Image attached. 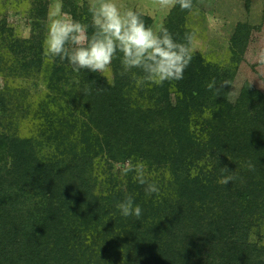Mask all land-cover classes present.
<instances>
[{
  "label": "trees",
  "instance_id": "16d2710c",
  "mask_svg": "<svg viewBox=\"0 0 264 264\" xmlns=\"http://www.w3.org/2000/svg\"><path fill=\"white\" fill-rule=\"evenodd\" d=\"M27 1L47 20L50 0ZM192 9L177 4L165 25L178 42L191 33ZM75 19L91 36L90 18ZM11 36L3 19L0 74H39L43 44ZM111 65L113 80L52 59L54 112L44 116L41 134L0 132V264H264V147L224 150L222 106L209 108L200 133L188 126L197 105H222L231 74L213 71L196 54L182 80L137 88L138 69L121 75L119 53ZM7 97L0 90L9 112ZM98 156L164 166L168 176L151 195L134 181L135 172L125 191L100 189ZM227 175L233 179L224 184ZM114 182L108 177L105 185ZM128 195L142 209L139 218L116 207Z\"/></svg>",
  "mask_w": 264,
  "mask_h": 264
},
{
  "label": "rangeland",
  "instance_id": "374dc122",
  "mask_svg": "<svg viewBox=\"0 0 264 264\" xmlns=\"http://www.w3.org/2000/svg\"><path fill=\"white\" fill-rule=\"evenodd\" d=\"M52 2L50 0V4ZM115 2L121 10L132 8L148 17L154 30L161 24H167L174 9L161 8L155 0ZM90 3L91 0H62L63 11L72 19L76 20L75 16L82 15L84 18L89 17L92 22ZM3 19L8 22L13 40H35L43 44L47 20L36 11L33 2L0 0V21ZM186 28L195 35L193 55L199 54L204 64L213 68V71L231 74L229 76L232 78L227 80L230 89L222 105H197L190 113L188 126L194 134L200 133L201 122L210 115L209 108L222 106L226 121L224 150L264 147V63L260 61V53L264 51V0H196ZM36 72L33 71L28 77L9 71L0 74V90L11 95L6 98L8 101L13 100L9 112L2 110L0 104V116L7 122L5 128L0 127V132L16 134L18 137H36L41 134L44 116L50 111L54 112L51 110L53 105L49 81L53 73L52 59L46 56L40 73ZM104 75L110 80L114 79L112 65ZM128 161L112 162L102 156L95 157L100 177L97 188L117 186L122 191L127 190L128 174L124 175L122 169ZM166 172L164 166H146L145 178L149 183L159 186ZM108 177L114 179V185H105Z\"/></svg>",
  "mask_w": 264,
  "mask_h": 264
},
{
  "label": "clouds",
  "instance_id": "9594fccd",
  "mask_svg": "<svg viewBox=\"0 0 264 264\" xmlns=\"http://www.w3.org/2000/svg\"><path fill=\"white\" fill-rule=\"evenodd\" d=\"M155 2L161 8H171L177 4L181 10H190L193 7L192 0ZM89 12L92 27L95 29L91 36L87 34L83 24L63 11L62 0H53L47 14L44 54L52 59L59 57L67 60L77 73L85 69L106 74L119 53L124 70L121 75L132 72L133 69L142 73L137 75L132 72L137 88L145 84L162 86L166 81H179L184 78V71L194 54V33L186 34L185 42H178L163 24L155 30L147 27L141 18L142 13L132 8L121 10L115 0H91ZM260 61L264 63V51L260 53ZM215 87V82L208 85L209 89ZM145 169L144 161L132 164L130 159L122 172L124 175L135 172L134 181L146 185L147 195L158 193L156 184L146 180ZM223 170L229 172L227 167ZM231 179L233 177L227 175L221 182L228 184ZM116 207L124 217L134 215L139 218L142 214L140 205L134 203L131 195L118 202Z\"/></svg>",
  "mask_w": 264,
  "mask_h": 264
}]
</instances>
